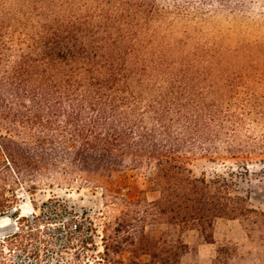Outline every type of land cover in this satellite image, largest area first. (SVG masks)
Returning a JSON list of instances; mask_svg holds the SVG:
<instances>
[{"label": "trees", "instance_id": "trees-1", "mask_svg": "<svg viewBox=\"0 0 264 264\" xmlns=\"http://www.w3.org/2000/svg\"><path fill=\"white\" fill-rule=\"evenodd\" d=\"M162 15L159 0H0V167L24 179L39 164L47 177L100 187L118 211L102 229L103 264H181L189 246L163 227L196 229L216 245L211 264H240L239 246L216 244L214 224L240 221L264 252V211L234 180L264 163V92L203 86L185 58L151 53ZM196 151L239 171L194 177ZM126 168L143 171L157 197L111 187ZM39 223L9 238L33 240ZM67 228L69 246L95 244L93 229Z\"/></svg>", "mask_w": 264, "mask_h": 264}, {"label": "rangeland", "instance_id": "rangeland-1", "mask_svg": "<svg viewBox=\"0 0 264 264\" xmlns=\"http://www.w3.org/2000/svg\"><path fill=\"white\" fill-rule=\"evenodd\" d=\"M214 1L159 0L163 15L151 23L156 31L151 53L161 47L167 56L185 58L192 70L201 74L203 86H224L228 80L232 86L263 93L264 0H229L232 5ZM1 134L5 130L0 129ZM19 140L29 142L25 134ZM187 166L194 177L213 178L239 171L232 161L212 159L199 151L187 156ZM248 170L246 175L234 176L237 192L247 196L253 208L264 211V163H254ZM110 184L129 198L142 192L149 200L158 195L145 173L133 168L116 173ZM1 196L8 205L0 214V264H103L99 255L102 229L118 211L103 197L100 187L65 178L61 171L47 177L39 164L33 171L26 170L24 179L1 166ZM43 206L48 207L46 211ZM33 221L41 224L32 229L33 240L9 238L20 232L25 235ZM70 222L81 223L85 237L94 232L95 244L69 246ZM163 229L189 246L181 264H211L216 245L206 243L196 229ZM214 238L216 244L239 246L240 264H264V252L248 239L240 221L216 220Z\"/></svg>", "mask_w": 264, "mask_h": 264}]
</instances>
